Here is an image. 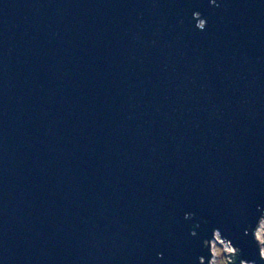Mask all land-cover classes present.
Here are the masks:
<instances>
[{
  "label": "water",
  "instance_id": "water-1",
  "mask_svg": "<svg viewBox=\"0 0 264 264\" xmlns=\"http://www.w3.org/2000/svg\"><path fill=\"white\" fill-rule=\"evenodd\" d=\"M264 0H0V264H264Z\"/></svg>",
  "mask_w": 264,
  "mask_h": 264
},
{
  "label": "rangeland",
  "instance_id": "rangeland-1",
  "mask_svg": "<svg viewBox=\"0 0 264 264\" xmlns=\"http://www.w3.org/2000/svg\"><path fill=\"white\" fill-rule=\"evenodd\" d=\"M260 229L262 233V240L259 242V246H264V224L261 226ZM229 242L225 241L220 237V235L217 233V235L212 240V257L209 262V264H227L228 260L231 259V257L228 255L231 251H229L228 248ZM236 249L233 248L232 253L235 252ZM264 258V257H263ZM240 264H255V262H246L243 261Z\"/></svg>",
  "mask_w": 264,
  "mask_h": 264
},
{
  "label": "bare ground",
  "instance_id": "bare-ground-1",
  "mask_svg": "<svg viewBox=\"0 0 264 264\" xmlns=\"http://www.w3.org/2000/svg\"><path fill=\"white\" fill-rule=\"evenodd\" d=\"M262 224H264V215H263L262 219L260 220V223L258 224V226H257V228H256V230H255V238H256L259 242H261V240H262V233H261V231H260V229L262 228V227H261ZM216 235H217V233H216ZM216 235H215V236H216ZM228 248H229V251H232V250H233V246H232L230 243H229V245H228ZM260 252H261V256L264 257V246H261V248H260Z\"/></svg>",
  "mask_w": 264,
  "mask_h": 264
}]
</instances>
